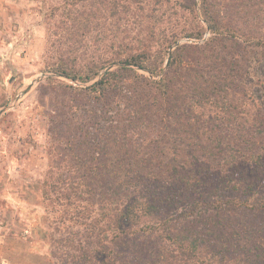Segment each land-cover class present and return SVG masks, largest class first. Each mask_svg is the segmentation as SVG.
I'll return each instance as SVG.
<instances>
[{
	"label": "trees",
	"instance_id": "obj_1",
	"mask_svg": "<svg viewBox=\"0 0 264 264\" xmlns=\"http://www.w3.org/2000/svg\"><path fill=\"white\" fill-rule=\"evenodd\" d=\"M87 1L79 0L80 4ZM180 1L106 0L105 9L112 19V40L111 45L101 53L96 47L100 44L99 36H96L100 29L95 14L90 12L88 16L83 10L85 18L81 13L72 21L65 19L59 23V29L68 36L61 49L54 51L56 62L47 65V72L89 83L104 68L114 64L120 66L105 72L89 87L75 89L81 98L83 96L98 104L93 116L88 120L69 117L50 123L49 182H42V199L48 205L57 207L54 213L59 223L63 225L68 221L81 228L75 231L64 228L69 232L63 239L66 248L63 255L70 259V264H118L121 254L115 252L113 246L119 243L129 245L139 237H146L148 242L159 241L157 248L153 246V257L146 264H264V193H261L264 176H260L264 175V135L257 137L244 133V136L248 135L243 136L245 140L242 142L246 149H243L238 164L242 176L238 179L228 176L219 179L218 176L211 181L208 175L205 178L200 174L209 173L206 170L214 172V169L220 173L222 167L214 166L210 158L200 160L190 152L189 158L179 156V163H174L172 158L167 162L161 161L163 165L146 164L140 158L145 152L130 142V138L137 134L124 130L125 122L141 121L145 114H153L163 127L171 126L170 119L179 112L175 109L176 97L173 100L168 74L152 82L130 67L159 77L168 50L179 37L202 36L197 2L192 0L189 6L184 7L179 4ZM162 2L167 6L159 16ZM178 5L188 9L192 16V29H178L173 25L168 33L154 34L153 30L161 24L162 16L167 14L169 22L170 16H175L174 9ZM208 6V0H200L199 8L208 29L218 35H229L226 31L230 29L207 20ZM70 9L64 10L65 14L69 15ZM145 10L149 13L145 18L150 20L146 24L149 25L147 32L145 35L138 33L131 39L135 46L130 47L124 37V22L127 18L136 20L135 17L143 16ZM167 29L164 28L165 31ZM236 31L230 37L240 34ZM241 37L246 39V36ZM260 39L264 37L250 38L251 42L263 45ZM91 47L94 50L90 51ZM184 47L176 48L167 58L168 72L188 65L180 58ZM82 48L84 51L78 54L77 51ZM52 49L53 45L48 46L47 54L50 56L53 55ZM186 49L189 47L186 46ZM76 61L84 64L77 66ZM259 85L264 88V82ZM136 88L151 91L150 99L141 97L139 92L134 91ZM71 102L73 100L67 107L68 113ZM150 102L158 105L155 113L152 105L148 106ZM263 102L264 99L261 106ZM91 119L92 132L86 128ZM101 120L106 124L101 125ZM248 139H254V142ZM254 145L256 147L252 148ZM186 150L181 149L180 154L188 156ZM159 152H162L160 148ZM208 155L214 157L212 152ZM207 190L212 193L205 196ZM51 192H57V195L49 198ZM223 194L227 196L221 197ZM185 202L189 211L182 216L203 219L202 227L179 228L180 219L169 214L183 207ZM206 212L214 215H208L205 220ZM236 212L242 213V219L246 217L247 221L242 223Z\"/></svg>",
	"mask_w": 264,
	"mask_h": 264
},
{
	"label": "rangeland",
	"instance_id": "obj_2",
	"mask_svg": "<svg viewBox=\"0 0 264 264\" xmlns=\"http://www.w3.org/2000/svg\"><path fill=\"white\" fill-rule=\"evenodd\" d=\"M191 1L181 0L179 4L186 7ZM194 1L197 2L202 36L179 37L168 50L159 77H152L147 71L130 67L152 82H157L168 74L173 100L176 97L175 109L179 111L175 118L173 116L170 119L173 124L163 127L153 114H145L141 121L134 120L131 124L125 122L124 130L126 133L137 134L130 138V142L145 152L140 158L146 164L163 165L162 162L172 158L174 163H179V156L189 158L191 152L200 160L210 158L214 166L222 167L220 173L216 169L214 172L206 170L209 173H202L201 176L208 178V175L211 181L218 176L219 179L221 176L238 179L242 176L238 165L241 162L239 157L243 149H246L242 142L248 136H244V133L257 137L264 135V102L263 106L260 105L264 99V88L259 85L264 82V39L259 41L263 45L250 40L252 36L264 37V0H208V13L205 17L211 22H217L221 28L230 29L226 31L229 35L224 36L208 29L199 8L200 0ZM105 4L106 0H88L81 4L79 0H0V192L9 185L11 189L23 191L31 206H38L23 212V225L15 217L12 219L14 229L8 235H0L8 237V240L0 243V264H8L7 260L11 261L10 264H70V259L63 255L66 250L63 239L68 236L69 231L81 228L68 221L63 225L59 223L58 216L54 213L57 207L48 205L42 199V182H49L51 158L48 151L52 146L50 123L61 122L69 117L88 120L93 116L98 104L83 96L81 98V95L75 93V89L89 87L105 72L116 70L120 66H108L94 81L80 83L47 72V65L56 62L54 51L61 49L68 36L64 30L59 29V23L65 19L72 21L81 13L82 18L86 14L90 16V12L95 14L100 29L96 34L100 39V44L96 46L98 52L105 51L111 45L112 19L106 12ZM162 4L158 9L159 16L167 6L164 2ZM69 8L71 13L65 14L64 10ZM83 10H86V14ZM174 11L175 16H170L169 22L167 14L162 16L161 24L153 30L154 34L159 35L163 31L168 33L173 25L178 29H192V16L188 9L179 8L178 5ZM147 12L148 10L143 11V16L135 17L136 20L127 18L124 22V37L126 43L131 44L130 47L135 46L131 39L138 33L145 35L147 32L149 25L146 24L150 22L145 18L149 15ZM195 23L194 21V25ZM166 27L169 29L165 31ZM195 30L198 32L196 27ZM235 31L239 35L230 37ZM240 36H246V39ZM101 37H104L103 40ZM71 38L74 40V36ZM50 45H53L51 56L47 54ZM180 46H185L180 58L188 65L168 72L167 58ZM89 49L92 51L94 47ZM82 51L84 48L77 52L81 54ZM75 63L77 66L84 64L81 61ZM134 91L139 92L141 97L150 99L151 91H147V88H136ZM70 100L73 102L68 113ZM150 105L155 113L158 105L156 102H150L148 106ZM164 107L167 108L166 104ZM87 123L89 125L86 128L92 132V119ZM100 124L106 123L101 120ZM248 140L254 142V139ZM255 147L256 145L252 148ZM159 148L162 152H159ZM262 148L264 149V145ZM181 149H187L188 156L180 154ZM210 152L214 157H209ZM161 153L163 156H160ZM19 161L23 162L17 164ZM237 165L238 168L235 169ZM205 192V196L212 193L211 190ZM261 193H264V189ZM56 195L57 192L48 194L49 198ZM30 196H34V199ZM223 196L226 197L227 194L221 195ZM4 201L5 199H0V203ZM187 211L189 205L185 202L183 207L169 214L180 219L179 228L202 227L203 219L182 216ZM208 215L214 213L206 212L205 220ZM235 215L239 216L242 223L247 221L246 217L242 219V213L236 212ZM3 219L7 222L5 217ZM65 227L70 228L69 231H65ZM22 234H25L28 243L20 239ZM145 238H134L129 245L119 241L117 246H113L114 251L121 254L118 264H146L147 260L152 259L153 246L157 248L159 241L148 242Z\"/></svg>",
	"mask_w": 264,
	"mask_h": 264
},
{
	"label": "crops",
	"instance_id": "obj_3",
	"mask_svg": "<svg viewBox=\"0 0 264 264\" xmlns=\"http://www.w3.org/2000/svg\"><path fill=\"white\" fill-rule=\"evenodd\" d=\"M19 161L17 164H19ZM26 194L23 191H18L15 190L14 188L11 189V187L8 185L7 188H4L2 193L0 192V199H5L4 202L0 203V235L3 233L5 235H8L11 229H14V222L12 221L13 218H17L20 220L19 222L23 225L22 221L23 220V212L26 211L28 212V208H38L35 204L31 206L30 201L26 199ZM33 197L34 196H30ZM29 197V198H30ZM39 199V197H38ZM36 201H37V196H36ZM11 209V210H9ZM9 214V215H8ZM7 219V222L4 221V218ZM26 233V232H25ZM6 237V236H5ZM3 238L0 236V243L5 242L8 240L6 238ZM24 243H28V240L25 237V234L21 235V238ZM22 241V242H23ZM10 260H7V263L10 264Z\"/></svg>",
	"mask_w": 264,
	"mask_h": 264
}]
</instances>
